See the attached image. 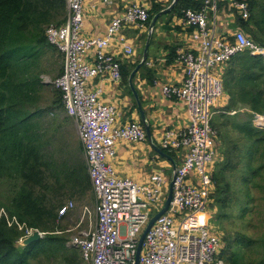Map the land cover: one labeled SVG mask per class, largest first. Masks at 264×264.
I'll return each instance as SVG.
<instances>
[{"label":"built area","instance_id":"2783aa9c","mask_svg":"<svg viewBox=\"0 0 264 264\" xmlns=\"http://www.w3.org/2000/svg\"><path fill=\"white\" fill-rule=\"evenodd\" d=\"M65 1V22L45 29L47 42L63 55V73L54 79L44 78L43 82L60 92L64 112L77 124L95 199L92 206L79 207L74 225L65 230L71 234L66 245L77 249L88 264H134L139 235L162 207L168 192L165 185L171 179L161 170L144 183L117 174L112 164L117 144L145 141V131L137 120L117 123L115 107L103 103L100 91L89 86L97 77H106L113 84L121 81L120 62L108 49L117 40L125 58L135 55L123 35V27L145 28L148 7L133 3L111 17L106 35L85 37L84 0ZM221 11L231 13L232 18L234 13L244 20L249 17L244 1L203 0L200 8L186 10L180 20L183 28H193L190 37L195 47L177 50L175 63L182 65L184 79L180 85L164 84L162 95L183 103L188 125L161 133L160 148L181 152V159L170 203L146 233L139 264H223L217 258L222 245L219 235L208 229L209 216L205 213L210 206L213 159L217 155L211 109L223 97L221 72L212 74L211 68H221L244 51L264 61V45L247 38L238 28L222 32L218 20ZM229 114L234 115L235 111ZM251 115L253 126L263 129L264 115ZM75 209L73 202H66L58 211V218ZM209 212L213 216L210 207ZM0 215L5 216L9 226L15 223L24 230L19 243L34 231L43 235L35 229H23L2 210Z\"/></svg>","mask_w":264,"mask_h":264},{"label":"trees","instance_id":"16d2710c","mask_svg":"<svg viewBox=\"0 0 264 264\" xmlns=\"http://www.w3.org/2000/svg\"><path fill=\"white\" fill-rule=\"evenodd\" d=\"M238 1L248 5L249 17L244 20L234 13L233 25L247 38L264 45V0ZM202 3L178 0L166 15L180 23L186 10H197ZM164 8L153 0L146 26ZM65 18V0H0V211L9 220L15 218L23 229L43 233L39 241L23 246L19 238L24 230L15 223L9 226L0 215V264H81L80 252L66 246L65 229L56 224L63 201L53 202V196L68 183L65 190L69 197L92 201L89 176L80 162L70 172L64 166L51 167L42 146L41 123L33 117L37 111L30 108L42 87L39 75L45 72L58 77L63 73V55L47 42L45 29L62 25ZM192 30L188 28L190 34ZM175 56V49H171L168 62ZM139 60L120 65L124 86ZM138 71L148 80L153 77L145 63ZM221 79V99L225 103L214 110L210 122L216 132L218 161L212 167L209 205L215 220L224 217L244 221L251 207L264 201V128H255L251 120V113L264 115V61L240 52L221 66ZM53 95V106L62 109L60 92L55 89ZM242 109L251 112L236 115ZM231 111L235 114L230 115ZM161 151L175 158L173 152ZM56 195L66 196L65 192ZM221 244L217 258L224 264H250L247 252L264 249V233L257 240L243 231L225 235ZM258 264H264V254Z\"/></svg>","mask_w":264,"mask_h":264},{"label":"crops","instance_id":"0c3cea01","mask_svg":"<svg viewBox=\"0 0 264 264\" xmlns=\"http://www.w3.org/2000/svg\"><path fill=\"white\" fill-rule=\"evenodd\" d=\"M152 1L84 0L83 36L103 37L106 35L111 17L115 13L123 12L133 3L144 4L149 8ZM154 1L163 7L165 6V8L172 2V0ZM163 17H166L167 20H165L166 18L163 19ZM171 20L172 22H170ZM231 24L233 25V18L231 19ZM164 25H166L165 28ZM147 27L140 30H136L133 27H123V35L135 49V55L131 59L124 57L118 41L113 39L115 41H112L108 52L120 62V65L124 62L134 63L140 58V50L144 47L147 38ZM219 27L222 32L230 29L228 27L223 29L220 26V21ZM194 47L195 43L190 37L188 28H183L176 18L164 15L154 25L145 62L146 70L152 71L153 77L148 80L147 75L140 73V71L136 72L133 77V87L139 97L141 108L150 127L152 143L158 148H160V136L163 130L178 131L188 125V116L183 103L176 99H166L162 95V86L164 84L180 85L184 79L182 65L175 63V59L172 62H168L171 49H175L176 55L179 48L192 49ZM89 87L100 91L99 97L103 103L111 104L115 107L118 115L117 123H123L126 120L136 121V119L140 122L137 104L131 94L128 83L127 86H124L121 81L118 84H113L106 77H97ZM74 127L76 131L75 122ZM173 153L175 158L170 157L177 166L180 163L181 152ZM112 164L119 176L131 178L138 183L146 182L152 174L159 170L163 171V174L165 172L164 176L167 179H171L173 173L171 162L159 156L147 140L138 143L119 142L116 146V155L112 160ZM160 165L164 166V168ZM169 167L171 171L168 172ZM72 212L74 213L75 210L70 213ZM67 217L58 218V221H66Z\"/></svg>","mask_w":264,"mask_h":264},{"label":"rangeland","instance_id":"374dc122","mask_svg":"<svg viewBox=\"0 0 264 264\" xmlns=\"http://www.w3.org/2000/svg\"><path fill=\"white\" fill-rule=\"evenodd\" d=\"M165 18L166 17H163V19ZM231 19H232L231 13L226 14L222 11L218 13V20L220 21V26L223 29L228 27L232 30H236V27L231 24ZM165 20H167V18ZM170 22H172V20ZM63 66H64V59H63ZM220 72H221V68L219 69L211 68L212 74L217 75ZM44 78L54 79L56 77L52 73H45V72H42L39 75V80L41 81L42 87L40 91H38V93L36 94L38 95V97L34 101L33 105L30 106V108H32L34 111L35 110L37 111L36 114L33 115V117H36V120H38L41 123L40 124L42 126L41 134H42V139L44 140L42 146H44V153L45 155H47L48 162L52 164L51 167L53 168L60 169L62 166L66 167L67 172L71 171L75 163L80 162V164L85 165L86 172L88 175V166L84 156L83 146L80 141V138L78 139L79 136L77 137L78 135L77 124L71 117L65 115L66 113L64 112L63 108L59 109L56 106H53L52 104L54 98L53 91L56 88H54V86L50 84L44 83L43 82ZM224 102L225 101H223L220 98L219 101L216 102V104L214 105V107H212L211 110L214 112L215 109L222 107ZM242 111L243 110L236 111V115L241 114ZM240 116H238L237 118H239ZM241 119L244 120L245 117H243L242 115ZM74 122L76 126L77 135L74 127ZM217 161L218 158L215 156L213 162L216 163ZM160 166L164 168V166L162 165ZM206 168L209 169L208 165ZM169 171H171L170 167L168 168V172ZM51 184L53 185V187L57 186V184L54 181H52ZM68 186H69L68 183H64V185H62L64 189L56 192V194L65 192L66 196L61 197L56 194H54L53 196V202L63 201L61 202L62 206L66 202H73L76 208L74 213L72 212L67 215L68 217L66 216L67 217L66 221L59 222L57 219L56 222L57 226L61 227L63 230L69 229L74 225V222L76 221L79 215V211H80L79 207H81L82 205L92 206L95 201L92 187H91V194L93 198L91 199L92 201H90L87 198L69 197L68 196L69 194H67V191L65 190L67 189ZM165 189L168 190L167 184L165 185ZM61 207L58 208L57 213L61 209ZM209 207L207 206L205 209V213L208 214L209 216L207 219L208 229L211 232L215 233L216 235H219L220 241L222 240V236L225 237V235H235V233L240 234L242 231L245 232L247 236L255 240L260 238L264 233V201L258 207H251L252 209L250 210V213L247 215L246 220L244 221L239 220L237 218L227 219L224 217H219L218 219L215 220L214 216H212L209 212ZM259 211L261 215H259ZM217 215L218 214H216V216ZM64 236L68 241L69 238L71 237V234L65 232ZM233 237L234 236H232V238ZM263 254H264V249L253 248L249 252H247V258L251 259L250 264H258ZM80 255L81 254H79V258L81 259L80 263L88 264V262L84 261ZM53 264H58V262L53 261Z\"/></svg>","mask_w":264,"mask_h":264},{"label":"water","instance_id":"95a60500","mask_svg":"<svg viewBox=\"0 0 264 264\" xmlns=\"http://www.w3.org/2000/svg\"><path fill=\"white\" fill-rule=\"evenodd\" d=\"M177 1L178 0H172V2L169 4V6H167L166 8H164L161 11H159L158 13H156L152 17V19L150 20V23H149V25L147 27V38H146V41H145V44H144V47H143V50H142V53H141L140 60H139L138 64L135 66V68L130 72L129 77H128V85L130 87V90L132 92V95H133V97H134V99L136 101V104H137V112H138V115H139L140 123L142 124V126L144 128V131H145L146 140L150 142V144L153 147V149L155 150V152L157 154H159V156H161L162 158L167 159L168 161H170L171 164H172V167H173V173H172V177H171V180L169 182V185H168V192H167V195L165 197L164 203H163L162 207L160 208V210L158 212H156L149 219V221L147 222L145 228L142 230L141 234L139 235L138 243H137V247H136L134 264H139V255H140V252H141L142 243H143V240L145 238L146 233L149 231V229L151 228V226L153 225V223L163 213H165V211L168 208V205H169L170 200H171V197H172L173 180H174L175 171H176V167L177 166H176L175 162L172 160V158L170 156H168L166 153H164L163 151H161L160 148H158L157 146H155L152 143V136H151V132H150V127H149V125L147 123V120L145 118L144 112H143V110L141 108V104H140V101H139V97H138L136 91L134 90L132 80H133V77L136 74V72L146 62V59H147V51H148V47H149V42H150L151 34H152V31H153V28H154V25H155L156 21L160 17H162V16L166 15L167 13H169L174 8V6L176 5ZM41 238H42V236L37 231H34L29 237L24 238L20 242V244L23 245V246H28V245H30V244H32L34 242L39 241Z\"/></svg>","mask_w":264,"mask_h":264}]
</instances>
